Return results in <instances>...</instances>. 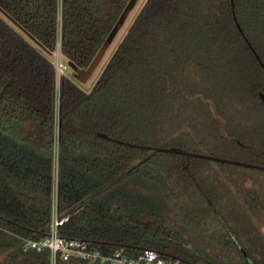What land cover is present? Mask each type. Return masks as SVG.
I'll list each match as a JSON object with an SVG mask.
<instances>
[{
	"label": "trees",
	"instance_id": "trees-1",
	"mask_svg": "<svg viewBox=\"0 0 264 264\" xmlns=\"http://www.w3.org/2000/svg\"><path fill=\"white\" fill-rule=\"evenodd\" d=\"M128 1L0 0L43 51L0 16V264H51L48 250L24 240L48 235L55 181L58 215L68 218L59 235L104 254L154 249L214 264L167 219L177 191L204 195L208 160L128 143L199 153L225 144L264 165L245 146L264 150V0H145L92 91L65 74L57 82L58 42L86 69ZM127 179L142 188L119 191ZM222 234L243 264H263L257 237L225 222Z\"/></svg>",
	"mask_w": 264,
	"mask_h": 264
},
{
	"label": "rangeland",
	"instance_id": "rangeland-1",
	"mask_svg": "<svg viewBox=\"0 0 264 264\" xmlns=\"http://www.w3.org/2000/svg\"><path fill=\"white\" fill-rule=\"evenodd\" d=\"M144 2L145 0H138L122 29L109 45L97 66L98 68L86 83H81L74 78L73 69L67 65L63 56L60 59L63 65L61 76L64 74L72 76L77 87L84 92L92 91L94 84L104 72L105 66L140 12ZM0 16L13 25L1 11ZM13 26L28 42L43 52L28 35L15 25ZM55 54L54 62L56 61ZM246 132L249 133V131ZM200 147L202 153H215L220 157L237 160H241L243 157V153L226 147L225 144L206 143ZM200 165L205 170L199 173L204 197L195 189L185 195H181L180 191H177L179 199L170 200L167 203L170 207L167 211L169 226L177 231L179 237L187 241L192 249L209 257L214 264H243L240 256L225 244V241L223 242L221 236L223 235L224 222L237 229H242V234L243 231H248L255 238L257 237V245L261 244L259 251L253 255L257 256L258 260L264 264V172L209 160L201 162ZM140 186L135 184L132 179H127L122 182L119 186L120 190H118L135 191V189L142 188Z\"/></svg>",
	"mask_w": 264,
	"mask_h": 264
},
{
	"label": "built area",
	"instance_id": "built-area-1",
	"mask_svg": "<svg viewBox=\"0 0 264 264\" xmlns=\"http://www.w3.org/2000/svg\"><path fill=\"white\" fill-rule=\"evenodd\" d=\"M55 56L56 61L54 65L56 68V79L59 83L63 70V65L60 60L62 57L60 42H58ZM67 220V217L60 218L58 215L57 181H55L53 186L52 218L49 224V233L41 239H25V249L32 248L38 251L48 250L50 252L51 264H56L58 257H61L63 260L79 258L85 260L89 264H191L189 261L180 258H166L159 251L154 249H147L137 256L126 254L123 249L104 254L99 249L91 247L88 242L59 235V227Z\"/></svg>",
	"mask_w": 264,
	"mask_h": 264
},
{
	"label": "water",
	"instance_id": "water-1",
	"mask_svg": "<svg viewBox=\"0 0 264 264\" xmlns=\"http://www.w3.org/2000/svg\"><path fill=\"white\" fill-rule=\"evenodd\" d=\"M138 0H129L128 3L126 4L124 11L122 13V15L120 16V18L118 19V21L116 22V24L113 26L112 31L110 32V34L108 35V37L106 38V40L104 41L103 45L101 46L100 51L98 52V54L96 55V57L93 59V61L90 63V65L86 68V69H81L78 68L72 61H68L67 65L69 67H71L73 69V76L76 80H78L81 83H86V81L92 76V74L95 72V70L98 68L97 66L99 65V63L101 62V60L103 59L106 51L108 50L109 45L113 42V40L115 39V37L118 35V33L120 32V30L123 27V24L125 23V21L127 20L128 16L130 15V13L133 11V8L135 7V5L137 4ZM262 100L264 101V94H261ZM99 137L103 138V139H109V140H113V141H117V142H121L113 137H110L108 134L105 133H99L98 134ZM128 143V142H126ZM130 145L136 146V147H140V148H147L153 152H169V153H174V154H178V155H182V156H190V157H194V158H198V159H206L209 161H215V162H219V163H228V164H232V165H236V166H244L247 168H252V169H256V170H264V165H258V164H254L251 162H247V161H239V160H235V159H230L227 157H219V156H215L209 153H199V152H194V151H189V150H185L182 149L180 147L177 146H159V145H137V144H133V143H128ZM247 148H250L253 152L254 155L256 156H261L264 155V150H260V152H257L256 149L251 146V145H245ZM143 162H140L138 165L142 164ZM132 169H129L126 171L125 175L127 173H129ZM121 177L117 178L115 180V182L117 180H119ZM110 186V184L108 185V187ZM107 187V188H108Z\"/></svg>",
	"mask_w": 264,
	"mask_h": 264
}]
</instances>
